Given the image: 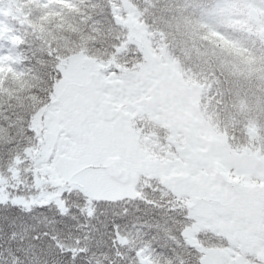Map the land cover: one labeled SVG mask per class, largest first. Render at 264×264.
<instances>
[{
	"label": "trees",
	"instance_id": "obj_1",
	"mask_svg": "<svg viewBox=\"0 0 264 264\" xmlns=\"http://www.w3.org/2000/svg\"><path fill=\"white\" fill-rule=\"evenodd\" d=\"M126 1L147 26L153 43L163 44L177 58L183 74L201 86V109L214 127L227 135L233 146L255 145L264 153V26L236 19L220 22L222 0ZM15 3L16 15L9 19L11 41L4 51L10 56L0 58V174L11 175L17 169L27 178L32 159L21 164H15L14 159L18 154L22 157L32 142L26 122L40 101L47 98L56 55L66 58L84 52L97 60L111 59L117 68L126 64L136 68L142 54L131 43L130 52L121 50L128 34L122 20L129 13L123 0ZM115 45H121L119 54ZM49 51L54 55H48ZM26 183L32 184L33 178ZM163 190L169 191L157 180L143 193L167 207ZM61 200L38 208V203L25 206L0 199L10 201L8 207L0 205V264H33L34 254L40 264H137L131 241L125 247L120 246L123 237L113 242L114 221L126 235L129 231L135 235L132 225L141 222L137 227L142 229L141 235L147 233L143 239L151 240L155 250L146 259L142 252L139 254L143 264H196L194 253L150 227L162 213L141 200L92 198L78 189L64 191ZM13 203L19 207H12ZM171 215L178 231L183 212L177 210ZM46 232L49 235H44ZM201 239L220 245L214 236ZM136 243H140V236ZM65 249L87 250L78 251L73 259V253Z\"/></svg>",
	"mask_w": 264,
	"mask_h": 264
},
{
	"label": "rangeland",
	"instance_id": "obj_2",
	"mask_svg": "<svg viewBox=\"0 0 264 264\" xmlns=\"http://www.w3.org/2000/svg\"><path fill=\"white\" fill-rule=\"evenodd\" d=\"M123 4L129 13L127 19H121L128 32L121 50L130 52V43L137 47L142 60L137 62L136 68L127 64L117 68L111 64V59L97 60L84 52L68 57L75 56L78 65L81 62L104 65L98 78L111 88L106 106L114 103L119 113L112 129L115 138L128 149L129 176L126 179L130 182L112 186L83 183L71 175L64 176L40 167L37 170L41 174L48 172V177H39L40 190L37 191L34 183H26L34 175L35 162L31 158L33 165L27 178L20 176L17 169L11 175L0 174V199L25 206L48 202L59 204L64 191L72 189L92 198L115 199L134 195L138 188L142 190L143 174L148 176L150 185L153 180L163 177L167 188L183 200L187 195L193 200L194 194L197 196L194 214L200 219L186 234L188 241L192 242L196 231L209 233L206 228L211 226L214 233H229L230 237H235L228 229L219 226L225 222L230 228L234 222L241 225L242 218L249 219L250 225L243 222L246 230L241 238L246 244L231 238L235 252L240 247L245 250L242 255L237 253L231 264H251L248 259L255 256L254 246L250 244L252 238L255 234L264 238V208L260 215L255 207L256 202L264 199V153L255 145L233 146L227 135L214 127L201 109V86L183 74L177 58L163 44L153 43L151 33L138 19L137 11L126 0ZM221 4L225 11L220 22L230 23L236 19L254 22L263 28L264 1L242 0L241 4H235L232 0H222ZM15 7V0H0L1 59L10 56L4 51L5 45L11 41L9 19L16 15ZM163 138L166 142L162 141ZM19 187L24 190L19 192ZM251 225L252 228H247ZM216 250L214 264H224L225 260ZM141 256L148 258L143 252Z\"/></svg>",
	"mask_w": 264,
	"mask_h": 264
},
{
	"label": "snow or ice",
	"instance_id": "obj_3",
	"mask_svg": "<svg viewBox=\"0 0 264 264\" xmlns=\"http://www.w3.org/2000/svg\"><path fill=\"white\" fill-rule=\"evenodd\" d=\"M118 50L121 45L114 46ZM48 55L54 53L49 51ZM86 59V58H85ZM57 63L53 66V73L49 76L50 83L46 89L47 98L41 100L28 117L26 131L31 133V141L24 149L22 157L14 159L15 164H21L24 160L32 158L33 183L37 191L40 190L39 177H48V172L41 174L37 169L46 167L61 175H71L78 182H98L103 186L116 184H127L129 176L128 149L115 138L112 129L113 121L119 115L116 112L114 103L106 106V101L111 93L110 86L102 83L98 78L104 65L96 63L95 66L79 63L76 57L61 58L56 55ZM113 75H118L112 72ZM107 79V77H105ZM111 110V114L110 113ZM51 148V151L49 149ZM35 154V155H34ZM9 171H12L10 166ZM151 186V185H148ZM124 200H141L149 208L162 213L154 225L167 239L183 245L194 253L196 264H214L217 250L214 245L205 243L201 239L203 233L195 232V239L199 244L188 242L187 233L200 219L195 215L196 205H184L180 201L183 212V222L178 231L174 225L177 222L171 215L177 211L172 201L166 207L164 203L149 199L141 189H137L134 195L121 197ZM118 201H108L117 203ZM10 201H0V205L9 206ZM51 203V202H50ZM12 207H19L12 204ZM48 204H36L35 207L45 208ZM140 209H137L139 211ZM70 211V210H69ZM66 215L67 212H61ZM95 213H92V217ZM141 223L136 221L132 227L136 234L131 231L126 235L120 231V224L112 223L113 242L117 237H123L121 247L128 246L132 242L131 250L136 253L137 264H143L140 253L150 255L155 251L152 248V241L143 239L147 233L141 235L142 229L137 227ZM49 235V233H44ZM137 236H140V243H136ZM39 237L37 236V239ZM56 239V237H52ZM155 239V237H153ZM79 244V241H77ZM62 247V245H57ZM264 247V243L261 244ZM73 253L75 259L78 251L87 249H65ZM33 264H40L38 255H33ZM224 264H231L230 259H225Z\"/></svg>",
	"mask_w": 264,
	"mask_h": 264
},
{
	"label": "flooded vegetation",
	"instance_id": "obj_4",
	"mask_svg": "<svg viewBox=\"0 0 264 264\" xmlns=\"http://www.w3.org/2000/svg\"><path fill=\"white\" fill-rule=\"evenodd\" d=\"M142 173H144V172H142ZM142 176V178H143V180H147L148 179V176L146 175V174H143V175H141ZM160 177V176H159ZM159 180V182L161 183V186L163 187V188H167L168 186L166 185V183H164L165 181H164V178L162 177V178H159L158 179ZM164 181V182H163ZM148 185H149V183H148ZM170 191H168L167 193H165L166 191L165 190H163V194L165 195V194H167V204H168V202L169 201H172L173 202V204H174V206L177 208V210H181V204L179 203L180 201H183V204L184 205H188V204H193V205H195V198L197 197L196 196V194H194V196H195V198H194V200H193V197L191 196V195H187L186 196V198H185V200H183L182 198H181V196H177V194H176V192L175 191H173V190H171V189H169ZM208 192V191H207ZM175 193V194H174ZM193 195V194H192ZM260 201H262L263 202V204H264V199H261ZM259 201V202H260ZM257 204H258V202H256L255 203V207H256V209L258 210V213L260 214V215H262V213H263V208H264V205H263V207H261V208H259V206H257ZM243 222H248V224L250 225L252 222L251 221H249V219H244V218H242V219H240V224L241 225H238L236 222H234L233 223V225L231 226V225H229L230 226V228H228V226H227V223H225V222H223L222 223V226H219L220 228H222V229H228L229 231H230V233L231 234H233L235 237H230V235H229V233L227 234V235H224V234H221V233H218V232H216L215 231V233L214 232H212L211 230H212V226L210 227V228H206V230H208L209 229V233L208 232H202L203 233V235H202V237H206V240L207 239H209L210 237H212V236H214V235H221L222 236V241H223V243H224V247H219V245L218 246H214L216 249H218V251H219V253H220V256L225 260V259H233V257L234 258H236L237 257V253L238 254H240V255H242V252L243 251H245L244 250V248H239V249H237L236 250V252L233 250L234 248H232V246L234 245L233 244V241L231 240V238L233 239V238H235V239H237V240H240V241H242L244 244H246V240H241V238L242 237H244L243 236V233H245V230H246V228H245V225H244V223ZM239 223V222H238ZM218 225V224H217ZM243 225V226H242ZM232 227L233 228H235V230L237 231V232H235V230H233L232 229ZM247 228H252V225L251 226H247ZM255 230V229H254ZM228 231V232H229ZM232 231V232H231ZM256 231V230H255ZM248 234V233H247ZM195 238H193L192 239V242L190 241V243H194L195 242ZM252 242L250 243V244H252L253 246H254V255L255 256H251L248 260H249V262L251 263V264H264V253H258V252H264V247H261V244L262 243H264V238H261V236H259V235H254L253 236V238H252ZM251 249H253V247H250ZM259 250V251H258ZM246 252H248V251H246Z\"/></svg>",
	"mask_w": 264,
	"mask_h": 264
},
{
	"label": "water",
	"instance_id": "obj_5",
	"mask_svg": "<svg viewBox=\"0 0 264 264\" xmlns=\"http://www.w3.org/2000/svg\"><path fill=\"white\" fill-rule=\"evenodd\" d=\"M257 206H259V208L263 207V202L258 203Z\"/></svg>",
	"mask_w": 264,
	"mask_h": 264
}]
</instances>
